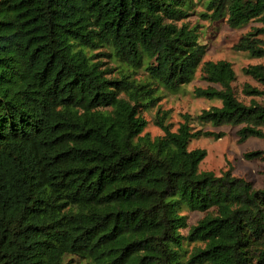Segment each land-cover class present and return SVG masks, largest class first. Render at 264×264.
I'll return each mask as SVG.
<instances>
[{"label": "trees", "instance_id": "16d2710c", "mask_svg": "<svg viewBox=\"0 0 264 264\" xmlns=\"http://www.w3.org/2000/svg\"><path fill=\"white\" fill-rule=\"evenodd\" d=\"M197 4L206 21L264 24V0H0V264H264V188L200 171L205 150L188 148L222 136L193 121L264 138V105L236 97L229 61L204 60ZM259 31L235 48L264 57ZM198 70L214 86L195 94L221 105L174 131L159 108L163 134H143L160 87ZM243 71L262 86L244 94L264 95V64ZM183 209L204 215L188 226Z\"/></svg>", "mask_w": 264, "mask_h": 264}, {"label": "rangeland", "instance_id": "374dc122", "mask_svg": "<svg viewBox=\"0 0 264 264\" xmlns=\"http://www.w3.org/2000/svg\"><path fill=\"white\" fill-rule=\"evenodd\" d=\"M201 9V5L197 4L195 12H192L188 20L191 24L198 22V24L202 25L199 42L206 45L204 60L217 61L223 59L229 61L236 76L232 83L236 97L245 103H249L250 99L253 98L264 105V95L250 97L245 95L242 90L246 83L262 89V86L252 77L245 74L243 69L249 65L264 64V57H252L247 52L235 48L241 36L253 31L255 28L261 29L256 37L260 39L261 45L264 47V24L253 21L244 27L233 29L227 25L224 19L210 22L199 18L197 11ZM101 51H104V49L93 52L97 55L96 59H101L105 67L116 65L112 59L101 56ZM145 75L146 72L143 68H136L133 73V76L137 79H144ZM209 85L214 86L202 80L200 78V71L198 70L192 82L179 87L177 90L171 91L160 87V90L157 92L159 99L155 106L147 110H141L140 112L147 122L142 133H147L151 137L163 134V131L155 124V117L159 108L162 111H168L166 123H169L171 129L174 131L183 120L182 114L186 113L195 116L204 109L220 106L221 102L217 99H207L195 94L194 90L196 88H206ZM192 125L202 130L222 133V136L216 139L212 137H200L190 141L188 145L189 149L200 148L206 152L205 157L199 164L200 171H213L219 175L224 171L231 170L233 175L251 182L254 188H264V161L260 159L250 160L244 156L245 153L250 151H264V138L250 137L240 142L237 134L239 126L221 125L213 127L210 124L200 125L197 121H193ZM182 214L186 216L188 226L196 224L204 215L202 212L189 211L187 209H183ZM187 230L188 228L182 229L181 233L186 235ZM194 245L195 243L184 242L185 249L187 250L186 256Z\"/></svg>", "mask_w": 264, "mask_h": 264}]
</instances>
